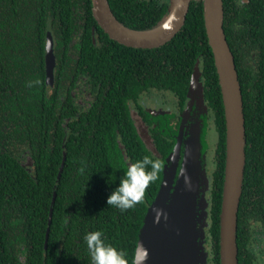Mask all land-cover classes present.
<instances>
[{
    "label": "trees",
    "instance_id": "obj_1",
    "mask_svg": "<svg viewBox=\"0 0 264 264\" xmlns=\"http://www.w3.org/2000/svg\"><path fill=\"white\" fill-rule=\"evenodd\" d=\"M107 1L115 18L135 31L157 26L170 7L169 0ZM222 4L246 140L237 260L252 264L245 251L251 238L246 220L264 224V0ZM48 32L57 62L52 88L46 84ZM197 61L217 136L207 232L210 264H220L225 124L202 1H191L181 30L168 43L135 49L108 38L92 17L90 0H0V264H92L84 236L93 231H101L105 244L125 251L133 264L162 170L134 207L121 211L108 206L107 199L129 164L148 156L163 167L177 129H160L150 119L156 157L140 139L128 102H136L142 92L158 91L172 94L183 108ZM79 76L87 78L95 95L86 110L72 94ZM21 147L31 164L16 157Z\"/></svg>",
    "mask_w": 264,
    "mask_h": 264
},
{
    "label": "water",
    "instance_id": "obj_2",
    "mask_svg": "<svg viewBox=\"0 0 264 264\" xmlns=\"http://www.w3.org/2000/svg\"><path fill=\"white\" fill-rule=\"evenodd\" d=\"M191 1L203 3L204 28L214 60L224 114L225 163L219 218V260L220 264H237V213L242 193L246 140L241 88L223 31L222 0H169L170 7L164 19L157 26L143 31L122 25L113 15L107 0H90L92 17L108 38L135 49L158 48L174 38L185 22ZM54 66L53 38L48 32L45 68L46 81L50 85ZM196 71H193L186 100L187 107L191 109L195 103L198 105L204 100L203 85L198 81ZM202 114L200 125H194L193 132L182 137L178 130L174 136L175 143L164 160L158 191L147 208L139 231L133 264H191L193 258L198 264H205L203 225L200 221L207 186L203 181L206 178L203 172L207 144L206 118ZM131 119L134 123L132 116ZM137 132L147 150L160 158L150 136L143 137L141 132ZM191 210L195 224L191 221ZM50 222L51 216L48 226Z\"/></svg>",
    "mask_w": 264,
    "mask_h": 264
},
{
    "label": "rangeland",
    "instance_id": "obj_3",
    "mask_svg": "<svg viewBox=\"0 0 264 264\" xmlns=\"http://www.w3.org/2000/svg\"><path fill=\"white\" fill-rule=\"evenodd\" d=\"M197 69V79L199 82L200 81V74H201V69H200V63L199 61H197L195 63L194 66V70ZM195 74V75H196ZM199 76V77H198ZM202 84V82H201ZM172 94H168V93H162V92H158V91H151V92H147L145 94L142 95V98H144L142 100L143 103L141 104H146L145 109L148 110L150 113L153 114H166L165 111L160 108H154V100H158L159 102H164L167 103L166 107L168 108V110H170L169 112H175L177 111V107L175 105L174 100H176V98L172 95ZM135 106L134 104H130V112H131V116L134 120V123L136 125V128L139 132L142 133L143 137H145L146 135L150 134L147 131V128L145 127L143 121L140 119V117L138 116L136 110H135ZM206 112V113H205ZM201 113H204L202 115H205L206 118V134H205V141L207 144V150H206V159H205V166H204V172L203 175L205 178V180H203L204 182L207 183V186L205 187V199H204V213H203V217L200 221V225H203V251L205 253V264H210V243H209V239H208V227H209V219H208V215H209V206H210V189H211V182H212V178H211V172H213L214 170V148H215V144H216V132L214 130V125L212 123V118H211V113L210 110L206 104V102L203 100L202 103H198V105L195 103L194 107L188 108L187 107V103L185 105L184 110L179 114L180 116H178L179 118V136L181 135L182 137H184L186 134H188L190 131H192V128L194 125L198 124L200 125V116ZM176 114V113H175ZM194 129V128H193ZM194 131V130H193ZM192 131V132H193ZM151 138V136H150ZM152 141V138H151ZM24 147L19 148L18 150V156H22V154H24ZM154 155V154H153ZM23 157V161L24 163L27 162V157L22 156ZM196 220L198 219V212H199V208L198 210L196 209ZM195 213V212H194ZM191 221L194 223L193 221V215H192V210H191ZM259 228L256 227V230H258ZM264 246V241L260 238V236L258 234H256L255 236V240L253 242V249L257 252H259ZM261 252V251H260ZM191 264H198L196 261V258H193Z\"/></svg>",
    "mask_w": 264,
    "mask_h": 264
},
{
    "label": "clouds",
    "instance_id": "obj_4",
    "mask_svg": "<svg viewBox=\"0 0 264 264\" xmlns=\"http://www.w3.org/2000/svg\"><path fill=\"white\" fill-rule=\"evenodd\" d=\"M148 166L151 167L150 171L147 170ZM161 170L162 162L158 159L153 160L148 156L129 164L124 177L120 180L119 187L109 195L108 206H114L125 211L141 203L145 190L159 178ZM102 237L101 231L89 232L84 236L92 264H128L127 253L123 250L118 251L111 245H106Z\"/></svg>",
    "mask_w": 264,
    "mask_h": 264
},
{
    "label": "flooded vegetation",
    "instance_id": "obj_5",
    "mask_svg": "<svg viewBox=\"0 0 264 264\" xmlns=\"http://www.w3.org/2000/svg\"><path fill=\"white\" fill-rule=\"evenodd\" d=\"M92 41H93V43L96 42L94 35H93ZM55 62H56V58H55ZM55 64H57V62ZM55 69H56V65L54 66L53 81L51 82V85L48 84L46 81V84H47V86H49V88H52L54 85V81H55V77H56ZM86 79L87 78L84 76H79L78 80H77V87L72 92L73 97L75 99V102L78 103V105L81 107L82 110H86L89 107L90 102L95 99V95L90 92V87L88 85H86ZM66 84L68 86L67 82H66ZM142 93H140L139 97L137 98V101L132 102V104H134V106L136 108L135 110H136L138 116L140 117V119L143 121V123H144L145 127L147 128V131L150 134L151 138H152V135L155 136L156 133L154 131L155 128L153 127L154 124H153V122L152 123L150 122V119H155V124L158 123L157 126H159V128L162 127L164 129V126H165V127H168V129L173 128V129H177V131H178V129H179V118H178V116H180L179 114L184 110L187 101H185L183 108H180L179 105L177 104L176 100H174L175 105L177 107V111L171 113V112H169L170 110H168V108L166 107L167 103L159 102L158 100H154V102H155V104L153 106L154 108H157V107L160 108L161 107L162 109L167 110V111H165L166 114H163V113L153 114V113H150L148 110L145 109L146 104H144V105L141 104V103H143L142 100L144 99V98H142V95L145 94V93H143V94ZM130 104H131V102H128L129 110H130ZM144 113H148L153 117L150 118L149 117L150 115L147 116ZM18 150L19 149L17 148L16 154H18ZM22 156L27 157V162H26L27 164L24 163ZM22 156L17 155L16 157H18L19 160H22V162L26 165L31 164L30 159H29V154L26 152V150L24 151V154H22ZM212 173L213 172H211V175H210L211 178H212ZM59 175L60 174H58V177H59ZM246 221H247L246 225L249 226L248 231H249V235L251 238L247 244V250H245V251H247V253L251 254V256H252L251 263L252 264H264V246L260 250L261 252L260 251L257 252L253 249V242L255 240L256 234H258L260 236V238L264 241V224L261 222H257L255 220H251V219H247ZM256 227H258L259 229L256 230ZM210 263H211V260H210ZM237 264H238V260H237Z\"/></svg>",
    "mask_w": 264,
    "mask_h": 264
}]
</instances>
